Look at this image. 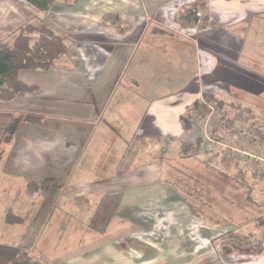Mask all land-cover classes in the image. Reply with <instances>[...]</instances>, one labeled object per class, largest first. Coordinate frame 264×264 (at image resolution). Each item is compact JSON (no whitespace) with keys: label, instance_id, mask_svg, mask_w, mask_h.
Wrapping results in <instances>:
<instances>
[{"label":"rangeland","instance_id":"rangeland-1","mask_svg":"<svg viewBox=\"0 0 264 264\" xmlns=\"http://www.w3.org/2000/svg\"><path fill=\"white\" fill-rule=\"evenodd\" d=\"M6 1L0 21L9 30H0V37L9 39L21 24H48L67 35L69 47L78 48L80 39L72 36L78 30L69 27L78 25V16L66 21L64 9L80 6L84 0H56L49 13L28 6L25 0ZM145 1L170 4L176 0ZM199 11L201 16H196L200 20L188 27L196 32L207 18L204 6ZM254 12L248 11L252 14L249 47L240 60H233L240 66L232 71L236 85L227 91L207 85L196 99L203 108L194 111L191 106L184 114L183 126L187 129L184 126L185 135L179 139L153 135L136 140V144H142L140 148L138 144H128L127 151L137 149L136 161L129 165L125 153L114 164L115 170L107 169L109 163L106 164L105 174L99 177L105 180L101 194L83 197V193L68 192L70 187L64 180L22 184L28 178L27 170L16 171L12 167L14 141H4L0 164V243L25 247L42 264H264V12L259 9L262 13L256 17ZM177 14L185 25V13L180 10ZM108 25L114 33L119 32L117 23L111 21ZM215 29L209 31L218 38L223 32ZM112 30L105 32L113 33ZM90 40L86 47H99L100 37ZM102 40L101 49L122 51L119 64L128 62L115 86L118 70L94 91L86 102L88 110L92 108L90 104L109 101L113 105L121 93L128 92L123 87L133 76L139 54L150 44L147 37L134 57L130 53L136 50V44L131 37L120 44L106 37ZM227 43L232 50L239 46ZM163 71V88L148 86L143 90L148 98L176 92V85L168 78L169 70ZM24 77L36 79L29 74ZM143 91L136 92L144 95ZM204 94L214 97L204 103ZM55 102L46 109L52 116L49 122L65 126L64 119L57 118L64 108ZM58 106L60 111L56 112ZM38 133L44 134L41 130ZM198 137L202 143L197 149L187 156L179 155L180 145ZM64 172L56 176H63ZM35 173L29 172V176H36ZM113 182L117 184L110 186ZM182 210L206 212L201 226L178 224L184 219L171 217V212ZM245 226L248 228H242Z\"/></svg>","mask_w":264,"mask_h":264},{"label":"crops","instance_id":"crops-1","mask_svg":"<svg viewBox=\"0 0 264 264\" xmlns=\"http://www.w3.org/2000/svg\"><path fill=\"white\" fill-rule=\"evenodd\" d=\"M4 1L0 0L1 16L3 6L7 5V1ZM196 1L203 3L208 19L206 27L197 29V32L177 18L183 5ZM166 3L84 0L75 8H61L67 10L66 21L78 16L77 26L69 24L70 30H78L75 35L72 34L80 39L79 44L76 43L78 48L68 46V52L48 70L20 71V79L38 89L19 94L10 101L0 100V164L5 153L2 144L4 141H14L12 167L18 169L16 171L27 170L28 178L22 184L48 182L49 179L64 180L63 183L70 187L66 190L68 192L83 193V197L99 195L104 191L102 185L105 180L99 177L105 174L106 164L109 163L107 169L115 170L117 167L114 164L125 153L129 157V165L136 161L137 149L127 151L128 144L136 147V140L153 135L161 139H179L186 132L182 117L207 85H213L214 90L224 88L226 91L236 85V74L232 71L239 65L233 60H240L239 57L249 47L247 35L250 33L252 14L248 11H255L253 16L262 13L259 9L264 12V0H176ZM261 19H264V14ZM111 21L118 24V33L109 27ZM6 25L0 21L1 32L9 30ZM257 26L258 23L254 28H259ZM214 27L221 28L223 32L218 38L209 31ZM105 30H112L113 33ZM59 33L65 34L62 31ZM254 34H257L256 30ZM91 37H100L99 47H86ZM104 37L118 44L131 37L136 44V50L132 49L130 53L134 57L138 54L137 48L147 37L150 44L134 63L133 76L123 87L128 92L121 93L113 105L109 101L100 105L95 103L90 104L92 108L88 110L86 102L94 91L103 87L108 76L118 70L119 75L113 82L115 86L128 62L124 60L119 64L122 51L101 49ZM227 42L239 43V46L232 50V45ZM166 69L171 75L168 76L171 84L176 85L173 87L176 92L158 99L148 98L143 90L148 86L149 89L163 88L165 80L161 75ZM25 74L36 76V79L25 78ZM230 82L231 85L228 84ZM139 90L144 95L138 94ZM55 100L64 108L57 118L64 119L65 126L59 122H49L52 116L48 115L46 109ZM59 107L54 110L59 112ZM26 112L42 115L41 122H22L10 139L7 138L10 124ZM40 130L44 134L38 133ZM138 145L142 147V144ZM53 170L56 173H51ZM62 170H65V174L56 176ZM35 171L36 176H29V172L34 174ZM114 184L117 183L113 182L110 186ZM205 215L206 212L193 210L171 212V217L184 219L178 224L191 227L201 226V219ZM205 229L208 230L207 227ZM207 232L210 235L209 230Z\"/></svg>","mask_w":264,"mask_h":264},{"label":"trees","instance_id":"trees-1","mask_svg":"<svg viewBox=\"0 0 264 264\" xmlns=\"http://www.w3.org/2000/svg\"><path fill=\"white\" fill-rule=\"evenodd\" d=\"M27 2L37 10L49 13L56 0H27ZM202 6L203 3L201 1H196L182 8L183 13H185V17L182 19L187 27L194 26L200 20L196 15ZM203 21L204 23L200 29L206 27L208 19L204 17ZM68 50L66 36L57 32L48 24H21L18 25L16 30H13L9 39L0 37V100L10 101L19 94L35 92L38 87L23 82L19 77L20 71L48 70ZM203 97L205 103L206 100L214 96L204 94ZM201 106V102L196 100L192 105V110L198 111ZM41 118L42 115L36 113L26 112L20 115L13 124H10L6 137L10 139L22 122H41ZM181 121L182 123L186 122L184 117H182ZM184 126L187 129V126ZM201 143L202 138L200 137L194 141L183 143L180 145V155H189ZM262 221L264 224V218ZM0 264L42 263L35 259L29 249L25 247L0 243Z\"/></svg>","mask_w":264,"mask_h":264},{"label":"built area","instance_id":"built-area-1","mask_svg":"<svg viewBox=\"0 0 264 264\" xmlns=\"http://www.w3.org/2000/svg\"><path fill=\"white\" fill-rule=\"evenodd\" d=\"M197 15H198V16H201V12H200V11H198V12H197Z\"/></svg>","mask_w":264,"mask_h":264}]
</instances>
